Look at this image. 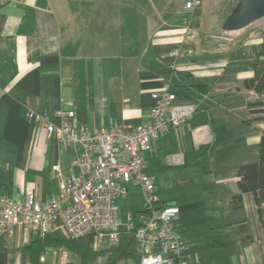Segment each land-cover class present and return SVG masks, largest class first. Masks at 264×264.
Wrapping results in <instances>:
<instances>
[{
	"label": "crops",
	"instance_id": "obj_1",
	"mask_svg": "<svg viewBox=\"0 0 264 264\" xmlns=\"http://www.w3.org/2000/svg\"><path fill=\"white\" fill-rule=\"evenodd\" d=\"M185 1L0 0V195L19 199L31 189L42 201L76 171V146L48 136L27 110L56 125L59 109L94 129L134 124L147 120L151 92L166 85L174 103L198 104L191 118L150 140L144 154L159 201L179 207L173 224L187 246L183 258L264 264V205L237 186L238 168L258 160L264 130V112L249 104L256 95L241 86L253 76V47L208 46L200 38L195 48L186 29L203 9L187 12ZM178 45L190 53L168 55ZM123 186L126 194L115 200L121 221L130 212L137 224L141 189L132 180ZM34 235L19 227L0 231L9 264H29L24 245ZM133 246L138 264L140 244L121 234L120 251ZM69 253L49 248L40 264L81 261V253L78 261ZM108 261L127 264L111 255L96 264Z\"/></svg>",
	"mask_w": 264,
	"mask_h": 264
},
{
	"label": "built area",
	"instance_id": "obj_2",
	"mask_svg": "<svg viewBox=\"0 0 264 264\" xmlns=\"http://www.w3.org/2000/svg\"><path fill=\"white\" fill-rule=\"evenodd\" d=\"M199 5L200 0H186L183 9L192 12ZM190 51L178 45L168 55L179 57ZM175 98L166 85L161 86L151 92L146 121L98 129L77 124L71 109L56 111L58 125L44 113L27 110L26 115L37 119L48 136L55 134L76 146V171L60 179L58 192L42 201L31 189L19 199L1 194L0 231L11 233L19 227L40 236L57 231L71 238L91 235L96 249L102 243L118 244L121 234L127 233L141 246L138 264H187L183 258L187 246L173 224L179 207L159 201L144 160L150 140L184 123L198 109L195 103L176 104ZM130 180L139 185L142 195L137 224L130 212L121 221L115 201L126 194L123 183Z\"/></svg>",
	"mask_w": 264,
	"mask_h": 264
},
{
	"label": "trees",
	"instance_id": "obj_3",
	"mask_svg": "<svg viewBox=\"0 0 264 264\" xmlns=\"http://www.w3.org/2000/svg\"><path fill=\"white\" fill-rule=\"evenodd\" d=\"M253 55V76L244 79L241 86L251 89L256 95L255 99L249 103L252 112H264V33L261 35L260 42L253 46ZM237 186L239 194L251 192L256 204L258 206L264 205V130L261 131L260 135L258 160L238 168ZM84 238L85 241H83ZM93 243L94 238L91 235L71 238L58 231L44 236L35 232V235L24 245V251L29 264H40L41 255L49 248H63L70 253H81L79 263L67 262L66 264H88L95 253ZM0 264H9V254L6 249L0 251ZM106 264L117 263L108 261Z\"/></svg>",
	"mask_w": 264,
	"mask_h": 264
},
{
	"label": "rangeland",
	"instance_id": "obj_4",
	"mask_svg": "<svg viewBox=\"0 0 264 264\" xmlns=\"http://www.w3.org/2000/svg\"><path fill=\"white\" fill-rule=\"evenodd\" d=\"M183 3L184 0H179ZM239 0H200L198 8L203 9V14L195 18V23L192 27H188L189 40L195 48L199 47V39L202 38L203 45L208 46L216 45L217 43L225 42L228 44H241L248 42L252 47L257 45L261 40V35L264 33V17L252 22L244 28L234 31H225L222 29L227 16L234 9ZM188 24V23H187ZM193 47V48H194ZM199 49V48H198ZM99 248L92 244L94 248V264L98 259L106 260L108 255H111L113 259L119 261H126L127 264H137L139 254L135 251L133 246L130 253H122L118 247V244L102 243ZM124 242L121 241L120 248H123ZM101 249V250H100ZM71 259L73 257L79 260L78 254L69 253ZM45 264V263H44Z\"/></svg>",
	"mask_w": 264,
	"mask_h": 264
},
{
	"label": "water",
	"instance_id": "obj_5",
	"mask_svg": "<svg viewBox=\"0 0 264 264\" xmlns=\"http://www.w3.org/2000/svg\"><path fill=\"white\" fill-rule=\"evenodd\" d=\"M262 17H264V0H239L222 24V29L239 30Z\"/></svg>",
	"mask_w": 264,
	"mask_h": 264
}]
</instances>
